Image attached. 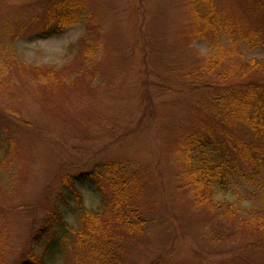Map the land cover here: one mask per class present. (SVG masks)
I'll return each mask as SVG.
<instances>
[{
	"label": "rangeland",
	"instance_id": "374dc122",
	"mask_svg": "<svg viewBox=\"0 0 264 264\" xmlns=\"http://www.w3.org/2000/svg\"><path fill=\"white\" fill-rule=\"evenodd\" d=\"M43 1L0 0V159L10 165L0 168V264H17L31 249H46L48 264H75L74 246L63 260L57 247L33 238L54 209L81 227L62 178L102 172L115 160L138 172L146 225L121 233L114 264H264V214L253 219L246 191L253 189L240 183L236 197L230 185L214 184L212 201L196 206L190 194L200 191L181 156L184 140L204 124L218 137L256 141L203 107L208 81L194 70L227 39H190L191 0H81L87 10L76 25L44 35L34 15ZM215 5L264 34V0ZM254 60L261 67L231 80L264 81L263 48L244 49L239 65ZM74 182L83 206L96 210L94 185L85 177Z\"/></svg>",
	"mask_w": 264,
	"mask_h": 264
},
{
	"label": "trees",
	"instance_id": "16d2710c",
	"mask_svg": "<svg viewBox=\"0 0 264 264\" xmlns=\"http://www.w3.org/2000/svg\"><path fill=\"white\" fill-rule=\"evenodd\" d=\"M39 8L37 19L44 25L42 33L61 34L85 16L86 7L81 0H51ZM190 32L192 41L226 38V47L220 46L217 55L207 59L195 68V75L209 89V99L205 101V111L211 118L222 116L224 124L239 123L243 129L255 137L256 141H247L240 137L213 135L211 125L204 124L194 131L181 145V156L184 159V170L193 188L200 192L190 195L196 206L203 202H211L213 186L228 189L235 196L238 184L247 185L250 201L254 204L255 221L262 220L264 214V81L251 78L241 82L231 78L242 70V77L251 69L261 67V61L245 62L240 67L244 49H264V34L260 28L246 25L225 15L215 0H191ZM241 58V59H240ZM240 59V60H239ZM226 62L224 65L223 62ZM237 121V122H236ZM232 122V123H231ZM227 125L224 128H227ZM208 126V127H206ZM0 139V146L1 145ZM102 172L96 170L83 171L62 178L72 196L75 206L82 216L83 225L71 228L54 209L49 211L43 220L40 230L33 241H43L46 248H58L62 259L74 246V255L70 262L75 264H114L121 251L122 232L127 234L140 232L146 225L138 203L141 183L138 172H129L127 163L122 161H106L101 164ZM0 168L8 170L10 165L0 159ZM182 169V168H181ZM131 171V170H130ZM105 176V177H104ZM88 178L101 196L96 210L83 206L81 195L74 178ZM101 181L105 182V186ZM237 187V188H236ZM111 191V197L105 189ZM199 193V194H198ZM241 200V198L239 197ZM111 204L108 209L107 205ZM44 251L29 250L22 261L17 264H48L44 259Z\"/></svg>",
	"mask_w": 264,
	"mask_h": 264
}]
</instances>
